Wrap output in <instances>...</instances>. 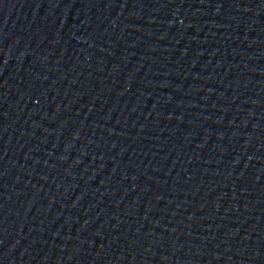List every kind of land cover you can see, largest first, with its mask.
I'll return each mask as SVG.
<instances>
[{
    "label": "water",
    "instance_id": "1",
    "mask_svg": "<svg viewBox=\"0 0 264 264\" xmlns=\"http://www.w3.org/2000/svg\"><path fill=\"white\" fill-rule=\"evenodd\" d=\"M0 264H264V0H0Z\"/></svg>",
    "mask_w": 264,
    "mask_h": 264
}]
</instances>
